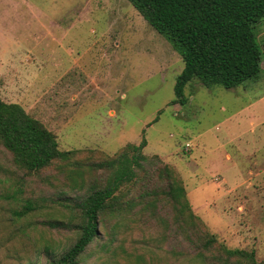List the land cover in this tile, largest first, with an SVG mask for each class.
<instances>
[{
    "label": "rangeland",
    "instance_id": "1",
    "mask_svg": "<svg viewBox=\"0 0 264 264\" xmlns=\"http://www.w3.org/2000/svg\"><path fill=\"white\" fill-rule=\"evenodd\" d=\"M257 40L263 48L264 21ZM183 65L127 0H0L4 102L41 121L62 151L112 156L144 140L143 155L175 168L209 232L264 260V60L253 82L226 89L193 80L173 103ZM10 163L0 148V165ZM44 192L40 178L29 181L34 201ZM20 254L45 261L29 248ZM0 264L16 262L3 252Z\"/></svg>",
    "mask_w": 264,
    "mask_h": 264
},
{
    "label": "trees",
    "instance_id": "2",
    "mask_svg": "<svg viewBox=\"0 0 264 264\" xmlns=\"http://www.w3.org/2000/svg\"><path fill=\"white\" fill-rule=\"evenodd\" d=\"M127 2L183 61L173 103L193 80L234 89L259 78L264 0ZM144 147L62 151L41 121L0 98V148L11 157L0 165V254L16 264H33L20 254L28 248L43 264H264L210 233L175 168ZM35 177L51 189L36 201Z\"/></svg>",
    "mask_w": 264,
    "mask_h": 264
},
{
    "label": "crops",
    "instance_id": "3",
    "mask_svg": "<svg viewBox=\"0 0 264 264\" xmlns=\"http://www.w3.org/2000/svg\"><path fill=\"white\" fill-rule=\"evenodd\" d=\"M222 175H223V172H222Z\"/></svg>",
    "mask_w": 264,
    "mask_h": 264
},
{
    "label": "built area",
    "instance_id": "4",
    "mask_svg": "<svg viewBox=\"0 0 264 264\" xmlns=\"http://www.w3.org/2000/svg\"><path fill=\"white\" fill-rule=\"evenodd\" d=\"M187 147H188V145H187Z\"/></svg>",
    "mask_w": 264,
    "mask_h": 264
}]
</instances>
